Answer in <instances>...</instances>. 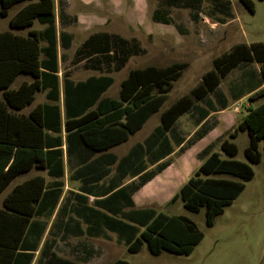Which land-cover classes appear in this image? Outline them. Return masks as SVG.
<instances>
[{
	"label": "trees",
	"instance_id": "16d2710c",
	"mask_svg": "<svg viewBox=\"0 0 264 264\" xmlns=\"http://www.w3.org/2000/svg\"><path fill=\"white\" fill-rule=\"evenodd\" d=\"M240 1L250 12L254 11L252 0ZM18 2L24 4L10 17L11 27H28L35 19L45 24V27L39 31L30 28L27 34H17L9 29L0 31V192L21 172L33 166H43L44 161L48 162V144L59 146L61 143L59 137L46 133L48 129L56 132L60 130L58 106L36 105L27 113L19 112L33 100L34 92L38 89L50 88L53 96L57 97L55 3L54 0H0V15H6L8 9ZM58 3L60 16L65 17L62 9L64 1L59 0ZM200 4L201 0H160L151 17L156 22L173 23L169 7L184 6L194 10L190 13L194 20L198 17ZM69 20L74 22L76 18L70 17ZM174 25L178 32H185L181 24ZM64 37L69 43L71 35L60 33L62 45L67 46ZM42 41L46 45H41ZM144 53L145 49L134 37L95 32L77 48L74 61L84 60L83 65L90 69L118 71L130 56ZM253 63L257 64V70L253 67L242 73L239 81H233V88L229 92L238 97L247 93L249 101L263 99L264 43L235 44L230 50L213 58V67L203 73L200 82L189 93L161 111L160 124L155 129V133H158L157 148L168 147V152L172 151L165 138L161 140L163 132L169 130L180 115L207 94L212 93L215 101L225 107L226 96L218 90L221 79L239 65ZM187 65L185 61H178L166 66L133 68L121 80L118 98L99 99L101 92L112 82L109 75L90 76L76 84L64 79L65 130L75 129L81 142L92 150L123 141L161 107L173 87V81L182 75ZM20 73L30 74L32 80H24L17 87H11ZM47 95L50 96V91ZM95 103V108L89 109ZM207 106L210 110H216L211 101L207 102ZM203 112L202 118H205L207 111ZM243 130L249 136L244 148L247 162L234 158L238 150L234 139ZM206 131V125L202 123L192 136L183 140L179 151L185 149V143L191 144ZM260 140H263L264 150V99L247 106L241 120L226 137L219 140V151L211 150L214 142L202 149V162L171 197L170 202L181 198L184 208L191 212H198L204 207L205 224L212 226L215 217L239 195L245 182L253 178L251 164L260 162ZM58 152L56 149L53 153L57 155ZM167 164L168 161L158 162L153 170L139 175L138 182L126 184L99 201L102 207L111 209L115 216L120 217L114 218V221L125 224L121 220L125 218L143 227L138 236L128 243L129 252H136L145 242L153 254L167 251L188 255L203 238V233L185 215L155 212L148 208L123 210L124 207L132 206L131 193ZM60 185L47 186L44 177L36 174L12 186L0 206V264L32 263L60 198ZM39 258L43 259L42 264H79L51 251L49 237L43 241ZM112 264L130 263L125 259H116Z\"/></svg>",
	"mask_w": 264,
	"mask_h": 264
},
{
	"label": "rangeland",
	"instance_id": "374dc122",
	"mask_svg": "<svg viewBox=\"0 0 264 264\" xmlns=\"http://www.w3.org/2000/svg\"><path fill=\"white\" fill-rule=\"evenodd\" d=\"M113 4L107 5V0L102 3L106 7H113L116 13L107 16L104 15L106 7L99 6L97 0H91L83 4L82 0H67L64 9L70 16L76 15L77 21L66 25L65 29L74 34V42H79L81 38L91 31L109 30L117 32L124 37H137L140 45L145 48V53L133 55L128 58L125 65L118 71H112L113 84L108 91V95L118 96L120 80L125 78L129 70L147 65L166 66L172 62L185 61L188 63L183 70L182 75L173 81V87L168 92L161 107L153 112L145 121L143 126L137 132L131 135L129 141H141L147 133L154 132L160 124V113L175 100L197 85L204 72L211 69L213 58L219 56L238 43L250 44L252 42L264 43V0H252L254 11L250 12L240 0H201L198 17L194 20L190 13L194 10L184 6L169 7L173 23H179L185 28V32L178 33L175 25L162 24L150 19L153 10L159 6L160 0H141L145 5L142 7L138 17L136 15V0H110ZM24 4L18 2L12 5L6 15H0V31L11 30L17 34H27L31 27H39L36 21L33 26L14 28L9 25L10 17ZM66 7V8H65ZM56 17L59 13L58 1L55 6ZM104 18H107L103 24ZM139 19L144 27L133 24L134 20ZM57 29H60L57 23ZM74 45L66 51L65 59L62 61L61 74L64 71L70 72V77L74 80L84 79L89 74H99V71L84 69L81 64L72 65L70 56ZM257 70V64H242L234 68L224 78L221 79L218 90L226 96V106L222 107L215 101L214 95L209 93L204 99L197 101L193 107L178 117L173 126L163 132L161 138L170 146L174 144L176 137H182L186 140L199 129L203 123L207 131L201 138L194 140L191 144H184L185 147V176L189 177L193 171L202 162L204 156L201 155L202 149L214 142L211 150L219 151V140L226 137L229 131L241 120L249 104L255 105L263 99L249 101L248 94L242 96H232L229 90L233 88V81H239L242 73L251 68ZM31 76L27 73H20L11 84L16 87L22 80H30ZM0 98L2 92L0 90ZM45 100L44 92L37 94L36 100L25 107L23 111H28L36 102ZM211 101L216 110H210L207 102ZM200 111V109H202ZM207 111V116L204 112ZM197 120H201L197 123ZM203 127V126H202ZM234 142L237 145V154L235 159L247 162L244 156V148L249 142V136L246 130L239 131ZM175 145V144H174ZM263 140L258 143V149L261 152L260 162L251 164L254 175L253 178L245 182L243 191L230 205L224 207V214L214 219L212 226L205 224V208L201 207L198 212H191L184 208L181 198L174 202L165 203L163 198H159L155 203L148 207L138 209H152L155 212H164L166 214H181L191 219L196 227L203 233V239L195 250L188 255H177L167 251H161L159 254H153L149 251L145 242L137 252L126 250L123 242L117 243L112 254L117 258H124L131 264H225L224 254L226 240L229 231L235 228L249 229L250 240L264 238V150ZM175 149L170 157L172 161L179 157V150ZM183 152V151H182ZM37 172L22 173L17 175L1 192L0 206L6 194L12 186L24 177ZM227 176V175H220ZM131 208V206H128ZM129 222L127 219H121ZM131 228L133 235L139 233L142 227L139 224ZM117 233V232H116ZM116 235V234H113ZM256 235L258 236L256 238ZM123 240L124 237L120 235ZM219 238L217 249L211 254ZM95 252L101 249L97 241L87 240ZM34 263V260L33 262Z\"/></svg>",
	"mask_w": 264,
	"mask_h": 264
},
{
	"label": "crops",
	"instance_id": "0c3cea01",
	"mask_svg": "<svg viewBox=\"0 0 264 264\" xmlns=\"http://www.w3.org/2000/svg\"><path fill=\"white\" fill-rule=\"evenodd\" d=\"M57 1L59 2V0H54V6H56ZM63 1L64 5L62 9L65 13V17L60 16V9L58 17H56V13L54 10V23L56 27L57 39V69L55 72V74L57 75V97L53 96L54 94L51 93L52 91L50 88H45L44 90L38 89L34 92L33 100L19 110V112L27 113L36 105L48 104L58 106L60 114V130L58 132L50 129L46 130V133H48L50 136H57L61 139L60 145L55 146L56 144L54 143L48 144V146H50L48 148V150L50 151V154L48 155V162L45 163L44 161L43 166H33L29 170L20 173L28 174L33 170H37V172H34V174L21 179V182L33 175L40 174L44 177L45 184H47V186L60 183V186L62 188L58 203L49 219L46 231L39 244V247L35 252L33 258L34 263L31 264H42L43 259L39 258V251L41 249L43 241L47 237H49L51 251H54L59 256L75 260L79 262V264H112L116 259H124L117 258L112 254V252L116 248V244L123 242L127 250L128 243L132 239L137 237L139 233L133 235L131 228L134 227L133 225H136L133 222H125V224H122L119 221H114V218L117 217L118 219H120V217L115 216L114 212L111 209L102 207L99 201L103 200L111 193L126 184H129L131 182H138L139 175H141L143 172L153 170L158 162L168 161V164L162 170L158 171L148 181H146L131 193L130 198L132 201V206L131 208L124 207L123 210L127 212L129 210H135L145 206L148 207L149 205L159 200V198H163L165 203L170 202L171 197L175 193H177L180 186L188 179V177L185 176L183 168L185 162V149L183 150V152H179V157H177L176 160L172 161V159H170L175 149L177 148V150H179V148L182 146L184 139L182 137H176L174 141L175 145L173 144L171 146L172 151L169 150L168 152V147L157 148V132L147 133L141 141H129L131 135L138 131L137 129L134 132L129 133L127 138L121 142L111 144L105 148H101L98 150H92L81 142L77 133L75 134V129L69 131L65 130L64 123L66 119V93L64 79H68L73 84H76L78 82L85 81L90 76H111L112 82L107 86V88H105V90L101 92L99 99L118 98L120 88L118 90V96L108 95V91L110 90L114 80L111 74L112 70H96L99 71V74H89L84 79L79 80H74L73 78H71L69 71H64V73L61 74L62 61L65 59L66 51H68L72 47V45H74V49L70 56V63L74 66L81 64L83 68L87 70L90 68H87L83 65L84 60H81L79 62L74 61L75 51L83 43V41L90 34L95 32L119 34L117 32L100 29L91 31L86 36L81 38L79 42H74V34L70 30L65 29V27L66 25H69L73 22L69 20L70 17H75L76 22L77 16H70L69 13L66 12L64 6H66L67 0ZM90 1L91 0H82V3L87 4ZM97 1L98 4H100L99 6L101 8L102 5L104 8L108 4H113L110 0H107V5L102 3L103 0ZM144 5L145 3H143L141 0H136L135 10L137 17ZM103 12L104 15L106 13L107 16L116 13L112 5L111 7H106ZM151 16L150 19L152 20ZM35 20L33 21V24L31 26H33L37 21ZM106 20L107 18H104V20L102 21L103 24L106 22ZM57 23L59 24L60 29H57ZM38 24L40 25L39 27L31 28L39 31L45 27V24H41L39 22ZM133 24L139 27H144L139 19L134 20ZM61 32H65L71 35L69 43L67 42V38L64 37V42L68 43L67 46L62 45L60 39ZM132 37L134 36L128 38ZM134 38L137 39V37ZM41 45H46V42L42 41ZM40 58H43V55H40ZM30 80H32V76ZM49 91L50 96L47 95V92ZM38 92H44L45 100L36 102L35 105L28 111H23L25 107L29 106L33 103L34 100H36ZM95 106L96 103L93 104L89 109L95 108ZM145 121L143 122V124L145 123ZM199 122L200 120H197V123ZM143 124L141 125V127L143 126ZM56 149L59 150L57 155L53 153ZM60 171H62L61 174ZM102 173H104L103 176L98 179L97 177H99V175H101ZM223 214L224 209L222 213L218 214L217 216H221ZM142 229L143 227L141 228V230ZM120 235L124 237L123 240L120 238ZM249 237L250 232L248 228H246L245 230L235 228L234 231L228 232L226 247L224 249L225 264H264V238H257L258 236L256 235L257 240H250ZM87 240L97 241L101 245V249H99L96 253L92 245L87 242ZM218 241H220L219 238L215 240L216 245L211 254L214 253L217 249ZM200 242L197 245H199ZM196 246L193 248L192 252L195 250Z\"/></svg>",
	"mask_w": 264,
	"mask_h": 264
}]
</instances>
